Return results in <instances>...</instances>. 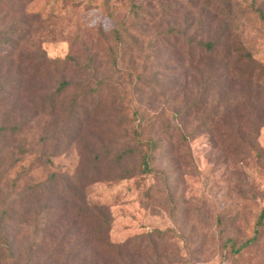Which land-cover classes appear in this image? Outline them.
Here are the masks:
<instances>
[{"label": "rangeland", "instance_id": "1", "mask_svg": "<svg viewBox=\"0 0 264 264\" xmlns=\"http://www.w3.org/2000/svg\"><path fill=\"white\" fill-rule=\"evenodd\" d=\"M257 2L253 10L250 0L232 1L234 34L221 48L243 46L264 67V0ZM200 12L188 0H0V34L10 36L0 55V222L17 264H264V227L244 245L264 208V88L259 102L257 84L224 81L231 63L207 69L219 76L208 84L187 41L214 38L219 25L197 26ZM122 22L130 49L114 43ZM108 47L121 61L102 60L92 84H101L98 100L111 109H99L95 122L40 111L63 77L76 83V66L46 62L30 76L34 63L71 48L85 64ZM26 73L19 93L8 82ZM16 122V132L2 129ZM132 125L161 148L154 173L124 178L107 163L134 146ZM94 155L108 157L98 164L107 169L77 189ZM91 207L106 212L108 241L122 250L85 240L83 211Z\"/></svg>", "mask_w": 264, "mask_h": 264}, {"label": "trees", "instance_id": "2", "mask_svg": "<svg viewBox=\"0 0 264 264\" xmlns=\"http://www.w3.org/2000/svg\"><path fill=\"white\" fill-rule=\"evenodd\" d=\"M194 9H199L200 16L198 21H196V25L199 26L201 24L206 25V23H210L212 26L214 23L219 25L215 29V37L214 38H198L196 41H187L188 44H191L188 48L195 50V56L198 59V64H203L202 70H204L201 74L204 76L207 73V69L215 67L217 70H223L224 68L229 67L231 65L232 71L229 69L228 76L225 77L224 81L230 79L231 77H235L239 80L245 81L249 86L256 85L257 93L256 100L261 102V90L264 87H260L261 84H264V67L262 65L254 62L252 54L248 52L245 47H231L228 46L227 50L221 48V46L231 43L233 30L230 28L232 25V19L234 20V6L232 4L233 0H188ZM250 8L253 10L258 9L260 6L257 0H250ZM209 11L210 13H205V11ZM135 17L138 15L134 12ZM192 26V23L189 22L186 30ZM126 31L127 33H122ZM130 30L126 28V25L122 22L120 23V27H116L112 29L113 39L115 45L120 46L122 49H130L128 43L125 41V37H130L133 39V36L129 33ZM160 35H158L155 39L159 44ZM10 36L7 34H0V55L2 51L3 45H6L10 40ZM113 43V46H114ZM138 42H135L137 45ZM182 46V44H181ZM138 50L142 51V46L139 44ZM108 53L99 54L96 52L95 56L87 55L86 63L79 64L75 63V59L71 55V48L69 53L64 58H56V59H44L38 60L32 66L31 72H29L30 76H37V73L40 71L43 63H49L57 65L59 64L61 67L71 66L72 64L76 66L73 69L71 74H74L75 84H73L72 78L61 79L58 84V88L53 92L48 98L41 101L37 107H40V111L46 113L48 116L54 118L61 115H65L67 119L77 120L82 115L89 119L92 122H95L97 119V112L99 109H111L114 104H101L98 100V88L101 86L99 83L98 86H93L92 79L93 73L100 66L102 60L107 59L108 57L112 59L113 63L117 62V59H120L118 56L117 48L115 50L112 47L107 48ZM219 59L216 60V59ZM121 61V59H120ZM75 63V64H74ZM231 63V64H229ZM199 67V66H197ZM36 72V73H35ZM27 74H25L26 78H23V75L19 77V83L13 82L10 78H6L5 81L8 83H17L19 89V93L23 92L25 89V85L28 84L29 78H27ZM208 84L211 82V86H214L216 79H219V76L210 77L209 74ZM213 80V81H212ZM256 83H254V82ZM9 85V84H8ZM16 85V84H15ZM75 87L76 92L74 96L67 97L64 96L67 90ZM250 88L247 87L246 91L249 92ZM95 100V103L93 102ZM103 105V106H100ZM35 106V108H37ZM181 111L179 112V114ZM137 114H133L132 118L135 119ZM145 119V118H144ZM23 122V121H21ZM82 122V119H81ZM20 124L18 122L13 123L11 126L3 127L4 131L9 130L11 132H16L20 128ZM145 133V130H144ZM143 131L138 126L132 125L131 129L127 131V137L129 138V142L134 143L132 148H129V143L127 148L123 149L117 156L113 159V161H109L107 165L114 164V168L120 167V173L122 177H132L135 174L141 175H150L154 173V168L152 166V162L154 159L155 152L161 148V140L157 138H152L150 136L142 137ZM80 155L84 158L83 152ZM110 157V156H109ZM108 158V157H107ZM107 158H102L101 155L93 156L92 165L88 166L85 171H83L79 175V178L82 177V184L80 182L77 183V189H82L84 185L88 183L91 184L95 182L96 176H99L101 173L106 171V166L98 168V164L103 162ZM131 164V165H130ZM130 165V166H129ZM49 179V178H48ZM53 178H50L48 181H52ZM91 180V182H90ZM76 183L72 182L70 185L76 189ZM85 215L86 222V236L85 240L88 243H97L100 245L107 246L111 249L122 250L125 244L114 245L113 243L108 241V235L112 227V222L106 212H104L101 208L91 207L86 208L83 211ZM261 226V227H259ZM262 227H264V208L262 209L260 215L256 221V229L251 238H249L244 245L254 244L255 241L258 240V237L261 234ZM157 234H161L157 232ZM0 264H17V257L15 256L13 242L8 236L2 222H0Z\"/></svg>", "mask_w": 264, "mask_h": 264}]
</instances>
